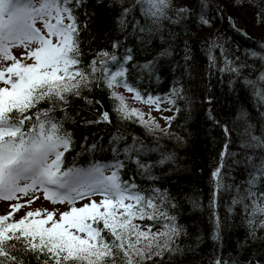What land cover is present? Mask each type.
Instances as JSON below:
<instances>
[{
    "label": "snow or ice",
    "instance_id": "obj_1",
    "mask_svg": "<svg viewBox=\"0 0 264 264\" xmlns=\"http://www.w3.org/2000/svg\"><path fill=\"white\" fill-rule=\"evenodd\" d=\"M247 3L258 8L257 23L264 24V0ZM243 4L236 0V6ZM209 7L206 0H0V201L10 202L9 211L0 215V264H166L184 251L180 243L188 232L171 211L176 197L159 183L176 162L175 155L160 152L153 158L157 147L135 136L129 143L119 131L107 147L99 140L89 143L85 136L75 151V137L66 125L77 122L71 110L74 98L100 104L83 96V90L107 89L119 120L137 123L148 133L171 135L178 102L184 99L182 85L177 82L164 95L137 86L141 80H159L158 65L171 51L164 49L143 63L135 53L165 27H211ZM100 8L110 14L112 38L85 63L84 34L91 35ZM228 20L235 30L232 18ZM247 57L252 63L230 59L223 44L208 45L209 70L231 77L229 90L240 89L249 104L237 109L232 127L211 108L207 113L226 138L234 129L239 133V154L230 151L236 141H226L211 173L214 242L222 239L215 209L224 193L230 194L229 212L232 206H243L250 234L264 228V219L256 223L264 217V44L250 49ZM125 92L149 111L130 107ZM164 104L168 107L162 108ZM153 110L173 112L161 116L164 128ZM252 110L259 117L255 123ZM84 123L111 124L112 119L103 111ZM96 153L109 158L97 159ZM240 164L247 179L228 183L230 168ZM41 196L50 209L35 208L15 218ZM211 264L229 262L217 257Z\"/></svg>",
    "mask_w": 264,
    "mask_h": 264
},
{
    "label": "trees",
    "instance_id": "obj_2",
    "mask_svg": "<svg viewBox=\"0 0 264 264\" xmlns=\"http://www.w3.org/2000/svg\"><path fill=\"white\" fill-rule=\"evenodd\" d=\"M206 2L210 5L207 11L213 20L211 27H201L196 23L184 24L178 28L165 27L162 34H157L135 53L137 62L143 63L147 59L157 57L164 49L171 51V55L162 57L158 65L159 80L145 79L137 82L138 87L160 95L168 93L177 82L182 85L184 99L178 102L180 112L173 121L171 135L159 131L148 133L137 123L119 120L112 111L114 102L109 99L107 89L82 92L83 96L94 102L100 101V104L89 105L83 99L74 98L71 110L77 122L69 123L66 127L75 137V151H80L79 145L85 136L88 137L89 143L99 140L107 147V141L119 131L129 143L135 136L145 144L157 147L158 151L151 154L153 158H158L160 152L175 155L176 162L159 183L176 197L177 207L171 211L177 216L178 222L187 229L188 235L181 239L180 246L184 251L166 261V264H211L217 257L228 261L229 264H249L250 261L253 264H264V228L257 227L255 235L250 234L248 216L243 206H232V211L229 212V193L222 194L215 209L221 218L222 239L214 242L210 238L213 211L210 206L211 173L220 162V153L226 141H236L235 145L230 146V151L239 154V133L234 129L231 137L226 138L221 128L207 119L208 110L211 108L217 119L232 127L237 109L241 105L249 107L247 98L240 89L235 92L229 90L231 77L221 76L214 69L209 70L208 45L223 44L224 52L230 59L239 58L240 63H252L247 57V52L253 48L260 50V45L264 44V24L257 23L258 8L249 5L247 0H244L243 6H236V0ZM229 17L235 23V30L229 24ZM110 25L109 12L100 8L91 35L84 34L85 63L91 60L95 51L110 45ZM237 29L246 35L243 36ZM214 54L217 56L218 65H222L223 57L219 51ZM186 55L190 59L186 60ZM256 63L259 64V61ZM209 99L211 103L208 102ZM103 111L110 113L111 124L85 125L87 120L98 119L99 113ZM76 112L80 115L76 116ZM251 114L252 122L255 123L259 117L254 110ZM95 158L103 160L109 157L108 153H96ZM68 159L71 161L72 156ZM79 161L87 163L84 157H80ZM242 168L243 164L230 168L232 178L228 183L233 180L237 184L244 183L247 173L242 172ZM192 201H196L199 207H194ZM260 219L264 217H257V224ZM197 237L200 238L199 241Z\"/></svg>",
    "mask_w": 264,
    "mask_h": 264
},
{
    "label": "rangeland",
    "instance_id": "obj_3",
    "mask_svg": "<svg viewBox=\"0 0 264 264\" xmlns=\"http://www.w3.org/2000/svg\"><path fill=\"white\" fill-rule=\"evenodd\" d=\"M119 91L121 92H124L122 90L119 89ZM124 95L128 98L127 99V103L130 107H133V108H139L141 110H143L145 113H147L149 111V108L148 106L138 102V101H134L131 99V94H126L124 93ZM164 107H168L167 104H164L162 105V108ZM172 112H156V111H152V116L155 117L156 121L160 124L161 128H164L165 127V122L161 119V116H170ZM147 118V117H145ZM97 199H99V197H97ZM15 201L11 202V203H14ZM23 203V201H21ZM9 203L10 202H4V201H0V215H4L7 213V211H9ZM52 205H50L48 202L44 201L42 196H41V199L36 201L33 205H31V208L29 207H25L23 209V211L19 214H17L15 216L16 219H19L20 215H23V212H26L28 210H32V209H35V208H51ZM56 207H63V206H60V205H57Z\"/></svg>",
    "mask_w": 264,
    "mask_h": 264
},
{
    "label": "water",
    "instance_id": "obj_4",
    "mask_svg": "<svg viewBox=\"0 0 264 264\" xmlns=\"http://www.w3.org/2000/svg\"><path fill=\"white\" fill-rule=\"evenodd\" d=\"M230 24V23H229ZM238 32H240L243 36L245 35L243 31L238 30Z\"/></svg>",
    "mask_w": 264,
    "mask_h": 264
}]
</instances>
